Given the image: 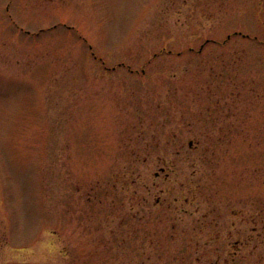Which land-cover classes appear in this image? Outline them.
<instances>
[{
	"label": "rangeland",
	"instance_id": "rangeland-1",
	"mask_svg": "<svg viewBox=\"0 0 264 264\" xmlns=\"http://www.w3.org/2000/svg\"><path fill=\"white\" fill-rule=\"evenodd\" d=\"M0 264H264V0H0Z\"/></svg>",
	"mask_w": 264,
	"mask_h": 264
}]
</instances>
